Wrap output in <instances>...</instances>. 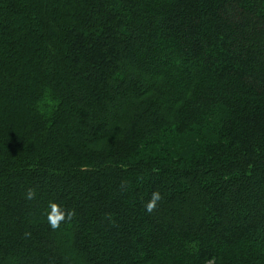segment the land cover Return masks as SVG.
Wrapping results in <instances>:
<instances>
[{"label":"trees","instance_id":"obj_1","mask_svg":"<svg viewBox=\"0 0 264 264\" xmlns=\"http://www.w3.org/2000/svg\"><path fill=\"white\" fill-rule=\"evenodd\" d=\"M0 264H264V0H0Z\"/></svg>","mask_w":264,"mask_h":264},{"label":"clouds","instance_id":"obj_2","mask_svg":"<svg viewBox=\"0 0 264 264\" xmlns=\"http://www.w3.org/2000/svg\"><path fill=\"white\" fill-rule=\"evenodd\" d=\"M34 196L35 191L30 189L27 192V198L32 199L34 198ZM160 199V193L154 192L151 196L150 201L146 204V210L148 212L153 211ZM49 208L51 210L47 215V221L53 230L59 229L62 223L70 221L75 215L74 211H66L61 205L55 203H50Z\"/></svg>","mask_w":264,"mask_h":264}]
</instances>
